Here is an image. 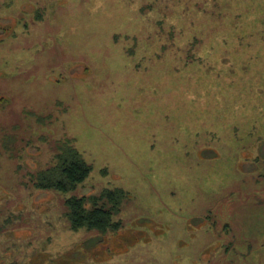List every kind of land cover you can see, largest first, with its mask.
<instances>
[{
  "label": "rangeland",
  "instance_id": "374dc122",
  "mask_svg": "<svg viewBox=\"0 0 264 264\" xmlns=\"http://www.w3.org/2000/svg\"><path fill=\"white\" fill-rule=\"evenodd\" d=\"M66 138L91 173L36 189ZM0 264H264V0H0Z\"/></svg>",
  "mask_w": 264,
  "mask_h": 264
},
{
  "label": "trees",
  "instance_id": "16d2710c",
  "mask_svg": "<svg viewBox=\"0 0 264 264\" xmlns=\"http://www.w3.org/2000/svg\"><path fill=\"white\" fill-rule=\"evenodd\" d=\"M4 140L5 149L13 157L14 137L8 136ZM55 150L54 163L31 174L32 184L40 190L73 192L89 176L92 166L86 162L72 139L57 141ZM127 198L128 193L122 188H106L100 194L89 197L67 198L66 217L71 229H86L99 234L120 230L121 222L114 218L121 213Z\"/></svg>",
  "mask_w": 264,
  "mask_h": 264
}]
</instances>
